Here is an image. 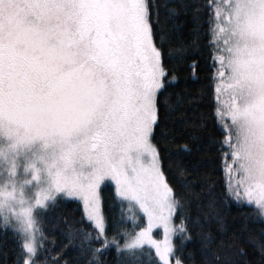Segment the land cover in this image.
I'll list each match as a JSON object with an SVG mask.
<instances>
[{
	"label": "snow or ice",
	"instance_id": "obj_1",
	"mask_svg": "<svg viewBox=\"0 0 264 264\" xmlns=\"http://www.w3.org/2000/svg\"><path fill=\"white\" fill-rule=\"evenodd\" d=\"M160 7L147 0H0V135L11 139L12 148L39 138L50 149L43 162V198L35 204L57 193L82 200L93 226L79 240L77 255L87 257L84 264H106L101 257L109 249L118 264L121 257L124 264H170L172 256L175 264H186L175 251L173 233L179 230L181 246L190 239L189 218L151 140L167 75L154 39L163 34ZM206 22L209 66H215L213 80L219 76L216 91L230 92L220 127L225 135L210 142L230 150L240 176L238 182L230 176L222 195L254 205L264 222V0H223L216 5L215 22ZM173 58L178 56L169 50ZM182 148L189 150L187 144ZM9 163L14 176L16 162ZM24 168L39 181L40 168L34 163ZM109 178L114 202L123 198L129 207L138 205L147 218L135 235L125 233L123 244L115 232L109 235L101 210L98 188ZM177 211L179 225H174ZM157 225L162 240L151 235ZM28 227L27 238H16L14 264H41L30 221ZM201 239L205 264H239L242 248L214 240L210 232H201ZM145 243L154 256L151 249L145 252ZM260 251L264 255V243Z\"/></svg>",
	"mask_w": 264,
	"mask_h": 264
},
{
	"label": "trees",
	"instance_id": "obj_2",
	"mask_svg": "<svg viewBox=\"0 0 264 264\" xmlns=\"http://www.w3.org/2000/svg\"><path fill=\"white\" fill-rule=\"evenodd\" d=\"M160 5L159 18L163 34L157 33L155 42L162 48L163 64L167 75L166 86L158 97V121L154 124L152 143L161 156L162 171L167 182L183 205V212L189 219L190 239L181 246L179 230L174 232L173 243L176 253L186 264H205L201 232H210L214 240L224 239L243 249L237 256L239 264H264L260 245L264 243V222L255 206L238 203L222 195L227 190L224 157L227 147L218 143L225 135L220 130L225 123L227 108L224 104L226 88L216 91L213 80L215 66L210 67L211 45L209 23L215 22L216 5L223 0H147ZM207 5H212L208 8ZM198 9V10H197ZM163 35L164 43L159 45ZM169 50L178 58L169 59ZM195 62V63H193ZM175 76L174 80L169 77ZM222 93V107L219 97ZM168 97L166 108L164 98ZM219 120V127L217 125ZM230 123V118L228 121ZM187 144L189 150L182 145ZM188 182V188L181 182ZM102 214L107 218L109 235L116 233L120 243L125 233L130 237L142 226L141 216L131 212L118 199L110 184L100 190ZM39 223L38 254L41 264H84L86 256H78L79 240L93 226L84 217L78 201L57 198L45 209L37 210ZM174 224L179 225L180 212L174 213ZM199 224L194 225V219ZM18 233L0 225V264H14L18 251ZM145 252L149 249L144 248ZM151 254L154 256L153 252ZM173 256L172 264H175ZM106 264H118L113 249H109ZM119 264H124V257Z\"/></svg>",
	"mask_w": 264,
	"mask_h": 264
},
{
	"label": "rangeland",
	"instance_id": "obj_3",
	"mask_svg": "<svg viewBox=\"0 0 264 264\" xmlns=\"http://www.w3.org/2000/svg\"><path fill=\"white\" fill-rule=\"evenodd\" d=\"M229 99H230V92H226L224 94V98H223L224 104L226 107H228ZM223 100H222V93H221V95L219 97L221 107H222V101ZM10 144H11V139L9 137H6L4 135H0V150H3L5 152V158L3 161V167H2V169H0V175H4V176L10 175V173L8 172V168L10 166L9 162L14 160L16 162V171H15L14 176L21 174V172H23L24 175L31 176L30 170H28V169L26 170L23 167V165L27 162V157L30 154H35L37 151H46L47 147L43 145V141L40 140L39 138L33 139L31 142H29L27 144L17 145L15 148L10 147ZM9 153L11 154L10 156H9ZM130 154L134 155V150H130ZM224 159L226 161V163L224 165V172L226 174L227 187H228L230 176L237 182L239 181L240 176H239V174L236 173L234 164L232 163V157L230 155L229 149H227ZM39 176H40L39 181H37L36 179H30L29 183L26 185V191L29 193V195L31 196V199H32L33 214L34 215H36L37 210L39 211V210L45 209L51 202H53L57 198H66V199H73V200L78 201L79 204L81 205L83 215H84V206H83L82 200L79 197H68V196L64 195L63 193H57L56 197H54L52 199H46L45 203L43 205H36L35 201L38 198H43L42 188L39 187L38 184L45 183V173L43 171H41ZM105 184H110L113 188V191H114V189H115L114 182L111 181L109 178L105 182L102 183L100 188H98L99 195H100V190H101L102 186H104ZM234 186L235 185H233V187ZM114 194H115V192H114ZM118 200L120 202H122L125 205L126 210L128 212H130L127 215V218L131 219V212L135 213V214L141 216L143 219V223H142L141 227H145L147 225V218L143 214L142 210L139 209L138 205H134L133 207H129L127 200H124L123 198H118ZM84 217L87 219V217L85 215H84ZM173 224H174V220H173ZM3 226L10 228L13 231H15L16 233H18L15 230V228L12 227L11 224L3 225ZM138 230H139V228L135 231V233ZM135 233H133L131 236L135 235ZM18 235H19V237L21 236L19 233H18ZM151 235H152L153 239L162 240L163 239V228H162V226H159V225L154 226L151 230ZM173 235H174V233H173ZM124 241L121 244H123ZM34 242H35L36 246L38 247V232L35 234ZM142 247L147 248V249H151L153 254H155V249L152 248L151 246L147 245V243H145V245H143ZM172 258H173V256L170 257V264H172V260H173Z\"/></svg>",
	"mask_w": 264,
	"mask_h": 264
},
{
	"label": "clouds",
	"instance_id": "obj_4",
	"mask_svg": "<svg viewBox=\"0 0 264 264\" xmlns=\"http://www.w3.org/2000/svg\"><path fill=\"white\" fill-rule=\"evenodd\" d=\"M50 149L46 151H37L35 154H30L27 157L25 164H35L43 171L45 160L50 159ZM11 154L9 153V156ZM5 152L0 150V169L3 167ZM24 164V165H25ZM23 165V167H24ZM31 172V168H28ZM33 179L32 175H24L23 172L19 175H0V225L11 224L13 228L24 238L29 236V221L31 222V234H35L40 230L38 218L33 214V203L31 196L26 191V185L29 180ZM44 188L45 183L38 184ZM10 193V195L8 194ZM24 209L29 210V215H25Z\"/></svg>",
	"mask_w": 264,
	"mask_h": 264
}]
</instances>
